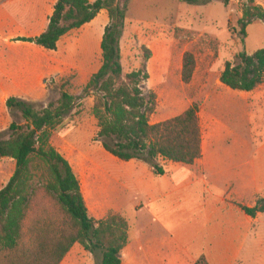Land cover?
<instances>
[{"label": "trees", "instance_id": "obj_1", "mask_svg": "<svg viewBox=\"0 0 264 264\" xmlns=\"http://www.w3.org/2000/svg\"><path fill=\"white\" fill-rule=\"evenodd\" d=\"M183 1L199 4L209 0ZM221 1L228 5L231 0ZM129 4L130 0H58L46 31L23 40L56 50L59 40L70 30L107 10L110 21L101 43L103 63L83 88L85 94L95 95L97 137L115 157L142 160L155 173L164 174L161 159L193 164L202 157L199 105L193 102L182 113L152 123L157 95L144 88L149 72L145 67L126 72L123 65L121 42ZM257 19L264 21V7L256 0H243L238 20L243 43L248 26ZM150 58L151 51L146 49L145 62ZM195 68V55L187 51L182 67L185 83L192 81ZM220 81L240 91H252L263 84L264 46L253 53L242 50L234 61H227ZM77 100V95L63 90L56 101L41 108L17 97L7 101L12 113L19 111L25 120L13 121L10 137L0 141V158L9 157L16 162L13 175L0 189V250L11 256L15 253L9 264H61L75 243L100 256L98 264L122 263V251L129 242L127 219L114 211L102 219L90 215L73 165L52 143L54 131L73 112ZM40 195L52 199L58 209H47L45 217L36 218L26 229ZM244 209L251 215L264 211V198L255 207Z\"/></svg>", "mask_w": 264, "mask_h": 264}, {"label": "crops", "instance_id": "obj_2", "mask_svg": "<svg viewBox=\"0 0 264 264\" xmlns=\"http://www.w3.org/2000/svg\"><path fill=\"white\" fill-rule=\"evenodd\" d=\"M57 2L0 0V133L14 121L9 98H39L44 79L60 69H77L89 81L102 66L101 43L110 21L105 9L65 34L56 50L23 40L46 31ZM237 91L245 113L263 123L253 135V146L245 134L220 130L216 116L205 111L211 95L199 107L203 154L193 164L161 159L165 173L157 174L142 160L123 161L105 150L121 163L120 171L107 173L101 183L92 153L86 156L80 182L90 215L102 219L119 212L129 223L121 264H264V211L251 215L244 209L264 198V83ZM110 177L123 188H138L131 209L96 200L95 190L105 193ZM95 258L75 243L61 264H98Z\"/></svg>", "mask_w": 264, "mask_h": 264}, {"label": "rangeland", "instance_id": "obj_3", "mask_svg": "<svg viewBox=\"0 0 264 264\" xmlns=\"http://www.w3.org/2000/svg\"><path fill=\"white\" fill-rule=\"evenodd\" d=\"M257 1L264 3V0ZM242 3L243 0H231L228 5L221 0L199 4L183 0H130L121 42L123 65L126 72L144 67L148 70L150 78L144 88L146 92L152 91L157 95V106L151 115L152 123L182 113L193 102L200 107L202 100L212 95L205 104V111L216 116L220 130L245 134L251 138L253 146V135L259 133V127L263 124L261 119L247 115L240 106L244 102L237 96L239 91L220 81L227 61H234L242 50L253 53L264 46V21L260 19L248 26L243 43L238 27ZM106 17L108 22V14ZM80 36H84V31ZM146 49L151 51V58L147 62ZM187 51L193 52L196 59L190 83L182 80L183 60ZM81 58L86 59V55L82 54ZM87 81L88 77L84 80L82 76L79 77L77 69H60L44 79L42 95L28 101L41 108L56 101L63 90L78 96L73 112L54 131L52 143L71 162L80 180L84 161L91 152L97 165V181L102 183L107 173L120 171L121 161L105 152L97 137L98 121L93 113L95 95L83 91ZM199 112L204 120L203 113L201 110ZM12 118L18 123H25L19 111L13 112ZM9 137L10 131L0 133V141ZM15 167L14 159L0 158V186L13 175ZM109 179L112 185L105 193L95 190L96 200L102 206L115 204L126 210L131 209L134 198L140 195L138 188H123L112 177ZM47 209L56 212L58 208L52 199L38 196L26 222V229L36 218L45 217L49 213ZM12 255L15 257V253ZM13 256L0 250V264H9ZM95 259L100 260V256Z\"/></svg>", "mask_w": 264, "mask_h": 264}]
</instances>
